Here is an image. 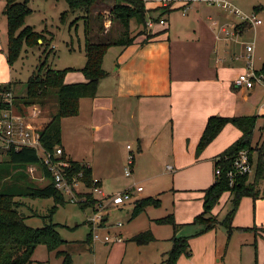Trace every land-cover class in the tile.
<instances>
[{
    "label": "crops",
    "instance_id": "obj_1",
    "mask_svg": "<svg viewBox=\"0 0 264 264\" xmlns=\"http://www.w3.org/2000/svg\"><path fill=\"white\" fill-rule=\"evenodd\" d=\"M145 1L149 8L154 9L160 7L165 0ZM230 1L233 2V0ZM169 2H172V13L180 10L186 15L189 10L193 11L192 19H196L195 25H191L194 28V36L186 41L171 39L172 22L168 13L163 15L166 24L157 23L158 27L153 30L157 32L168 28V32L147 41L143 34L129 46H111L108 51L118 47L117 56L109 63L111 70L110 66H106L107 55L105 56L104 68L108 71V75L100 81L96 97L81 98L79 113L62 119V145L69 159L90 166L93 177L99 179L102 178L101 173L93 168L91 158L77 153L76 149L80 147L76 146L82 148V142L74 141L73 144L76 145L74 146L67 140V132L63 130L64 122L70 123L71 131H74L73 137H82L84 146H87L86 139L91 140V144L97 148L95 153L103 155L105 160H112L110 155H113L114 147L122 141L121 135H130L132 140H135V149L130 142L126 145L128 149L126 159L133 153L134 167L138 170L142 169L141 161L146 155L151 154L152 158L149 156L146 159L151 167L171 157L175 167L167 165L172 166L171 170L174 171L168 186H171L175 194H177L175 191L183 190L199 198L196 211L184 217L176 213V221L185 224L180 229L181 234H185L186 228L189 227L187 224H192L194 217L203 211L202 200L205 189L216 181L217 156L242 135L238 128L229 124L198 155L197 145L208 118L214 115H256L257 121L253 135L255 147L259 139L264 141V88L256 85L254 88L246 89L234 84V79L244 72L248 63L247 50L243 48L236 51L235 44L247 46L252 42L245 44V41L239 39L240 35L245 33V29H241V33L234 39L224 38L223 27L228 28L232 22H236L233 19L230 20L226 14L230 12L217 6L218 14L213 17L206 12L213 6L206 2L168 0L164 4ZM184 5L187 6L182 8ZM260 9L261 7L256 5L254 11ZM160 12L162 11L153 12V15L156 16ZM233 49L235 51L230 57L232 62L226 63L229 52ZM215 53L217 57L213 56ZM261 66L255 68L259 70ZM74 78V76H67L66 81L72 82ZM77 119H88V122L82 121L78 125ZM128 145H131V148H128ZM261 145H259L260 149L255 148L253 151V166L256 165L259 154L264 155V142ZM104 148H108L109 151H103ZM252 177H254L253 173L249 181L253 180ZM131 188L135 195L137 187L133 185ZM259 189L260 194L257 198L251 196L242 198L233 218L232 224L235 229L231 237L226 239V234L219 227L220 223L211 230L194 235L201 228L196 224L198 226L195 230L186 234L193 235L190 238L192 255L180 256L177 264H226V262L237 264L233 261L236 250L240 252L241 262L244 254L253 252L255 264H259L257 262L260 243L257 237L264 238V179L260 181ZM143 191L144 187L139 193ZM229 202H231V195L226 192L214 208L213 213L217 215L219 221L223 220L220 215L228 208ZM122 205L110 207L120 208ZM141 215L140 213L135 217L132 216L131 226L127 228H124V224L119 225L122 228L113 227L114 234H120L123 240L112 243L109 255L102 264H163L168 251L173 246L175 229L173 226L171 228L166 226L163 230L152 226L156 223L155 219L163 216L148 215L147 224L133 230L131 228L133 222L135 223ZM105 216L106 219L102 225L108 231L109 214ZM252 227L257 229H246ZM147 229L153 231L156 237L154 241L139 245L131 240L135 234ZM227 233H229L228 230ZM239 233H254L252 235L255 247L252 248L249 243L251 237L241 238ZM125 237H129L130 242H127ZM96 263L101 264L98 261Z\"/></svg>",
    "mask_w": 264,
    "mask_h": 264
},
{
    "label": "rangeland",
    "instance_id": "obj_2",
    "mask_svg": "<svg viewBox=\"0 0 264 264\" xmlns=\"http://www.w3.org/2000/svg\"><path fill=\"white\" fill-rule=\"evenodd\" d=\"M233 3L243 12L247 14L255 12L257 16L262 19V23L256 27L248 25L247 27H244L246 31L243 33L244 35L242 34L239 37V39L245 41V44L255 42L253 52L254 66L259 68L264 60V0H233ZM5 4L6 0H0V83L5 85L9 82H13L12 91L15 96L14 102L18 109L16 110L22 115H25V117L30 119L36 126H43V124L50 119L51 114L57 110L56 101L52 100L45 106H40L38 104L26 106L22 104L23 101L18 99L17 101L16 98H21L26 95L27 81L29 77L35 71H38L39 67L44 63H46V68H70L66 77L74 76L75 78L72 82L84 81L85 77L80 69L86 64V54L84 51L85 22L87 20L91 21V25L93 27L92 32L96 35L95 39H107L109 36H117L121 32V25L120 23L114 21V14L112 12L114 0H108L97 4L91 9L89 14H86L85 11L81 9L71 11L67 0H29L28 5L31 7L32 12L26 17L25 23L26 25L34 27V29L38 32H43L45 34L51 52L49 54L45 52L47 44H37L34 46L24 44L19 58L12 64H10L7 60L8 21L7 16L3 13ZM256 5L261 7L259 11H254ZM212 6V9H207L208 11L206 12L210 13L208 15L216 17L219 10L217 6ZM173 12L174 13H169V16L171 17L170 20L172 22V27L170 29L171 39L174 41H186V39L194 36V28L191 25H195L196 19H192L193 11L189 10L186 15H184L180 10ZM99 13L103 16L101 20L97 17ZM64 14L65 16H63ZM226 14L229 16L230 20L233 19L238 23L240 22L237 16H234L231 13ZM203 16L207 17V15ZM100 25H103L102 31H99ZM156 27H158L157 23H155L151 29L154 30ZM143 29V25L137 24L135 20L131 21L132 35L136 34L138 37L142 36L143 34L141 32ZM39 42L41 43L42 40ZM235 45L236 47H234V49L236 51L243 48L246 51V45ZM117 48L118 47H114L106 53V66H110V70L111 65L109 63L117 56ZM234 49L229 52L226 63L232 62L230 57L233 51H235ZM213 56L217 57L216 53L213 54ZM257 86L264 88L261 84ZM83 107H85V105ZM82 121L87 123L88 119H77L76 123L80 125L79 123H82ZM63 130L67 132V140L71 143V145L76 146L73 144L74 141H78L80 143L82 142V148L81 146H76L77 148L80 147L76 149L77 153L91 158L90 161L92 162L93 168L101 173V185L106 193L113 194L121 192L125 189L131 190L133 185H135V187L139 185L144 187L143 192L139 193L137 191L136 194L133 195L130 200H127L120 208L109 206L106 211L103 210L105 211L103 214H109V219L107 220L108 231H106V227H103V225L96 226V233H98L100 237L91 243L88 240V235L92 231L91 226L89 225L90 223H88V217L94 216L95 212L93 208L88 207L83 209L79 204L80 201H70L69 195L64 194L67 202L65 204L59 203L57 210L50 218L49 215L51 214V208L55 205L53 197L31 198L18 196L15 198L18 202L19 211L25 215V221L28 225L32 227H42L51 221L58 224L57 229L60 232L61 237L65 240V243L60 248L69 252L74 264H97V261L101 264L105 263L112 243L105 242L103 239L104 235H113L115 230L113 227H120L118 225L119 222L124 224V228L131 226L133 209L135 202L138 199L154 196L159 198L160 202L158 205L146 206L144 212H141V217H139L135 223L133 222L131 227L133 230L142 227V225H146L148 215L166 216L173 213L174 216H176L177 213L178 215H183L184 217L190 212L196 211L198 208L199 198L197 196H193L189 192L183 190H177L175 191L177 194H175L173 189H171V186H168L174 172L167 167L168 164L174 166V162L171 157H167L169 159L166 158L163 163H155L154 166L151 167V165L146 162V159L149 156L152 158L151 154L149 156L146 155L141 161L142 169L138 170L136 167H133V173L130 176H127L125 173V166L127 164L126 153L128 150L126 145L130 142L134 149L136 147L134 143L135 140H132L130 135H121L122 141L118 146L114 147V156L111 154L110 160H112L109 161L108 159H103V155L95 153L97 148H94L91 144V140L86 139L85 142L87 143V146H84V140H81L82 137H73L74 131H71L69 122L63 123ZM263 142L264 141L259 139L255 144L256 146L253 147L260 149L262 146L261 143L263 144ZM104 149L105 150L103 151H109L108 148ZM255 170L256 165H254V171H252L253 174L255 173ZM26 171L29 174L30 179L37 186H44L48 183L49 179L45 176L43 169L39 165H30ZM252 173L250 174L251 176ZM155 174L157 175L154 176ZM11 184H15L12 177H5L3 180L0 179V190H2V188L6 185ZM80 189L82 190L81 192H83L82 194L80 193L81 196H85L84 193L90 192L89 188L87 189L83 186H81ZM157 190L159 192H157ZM229 203L230 205H228V208L220 215L221 219H224L228 213L227 211L231 209L232 203ZM196 224L197 223L187 224L189 227L186 228L184 233L189 234L194 231L199 225ZM152 226L156 228L159 227L163 230L166 226L167 228H171L172 225L159 224L156 222L152 224ZM219 227L223 233L226 234V239L227 237H231V235H228V229L224 227V225L220 224ZM239 234H241V238H245L246 236L247 238L251 237L249 243H251L250 245L252 248L255 247L254 236L252 235L254 233ZM239 234H237V236ZM125 239H127V242H130L129 237H125ZM232 239L234 240V237ZM257 239L260 243V245H258L259 257L257 263L263 264L264 238L258 236ZM94 252H96L95 254L98 258L97 261ZM234 256L233 261L237 262V264H255V255L253 252L252 254H244L242 262L239 260L240 252L238 250L234 251ZM63 263V256H57L55 251H49L46 245L41 244L36 248L32 256V261L28 264ZM226 264L228 263L226 262Z\"/></svg>",
    "mask_w": 264,
    "mask_h": 264
},
{
    "label": "trees",
    "instance_id": "obj_3",
    "mask_svg": "<svg viewBox=\"0 0 264 264\" xmlns=\"http://www.w3.org/2000/svg\"><path fill=\"white\" fill-rule=\"evenodd\" d=\"M29 0H6L3 13L7 16L8 21V41H7V60L10 64L14 63L20 56L24 44L34 46L37 44H47L46 53L49 54L48 40L43 32H38L31 25H26V17L32 12L28 5ZM108 0H67L71 11L81 9L89 14L91 9L99 3ZM172 2L161 4L160 7L149 8L145 0H114L112 12L114 21L120 23L121 32L117 36H109L107 39H95L92 32L91 21L85 22V42L84 51L86 54V64L80 69L85 77V81L66 82L65 77L70 68L54 69L47 67L46 63L42 64L38 71H35L27 81V92L24 97L16 98L23 101V105L38 104L45 106L52 100L57 103V110L51 114V117L40 129V140L44 150L47 153H53L57 146H62V119L64 117L75 116L80 111V99L83 97H96L98 86L101 79L108 75L104 68V58L111 46H129L138 37L131 34V21L135 20L137 24L143 25L142 34L146 35L145 41L161 34L168 32V28L154 32L148 27L147 22L151 18L155 23H160L163 15L170 13ZM187 5L182 6L185 8ZM161 10L156 16L153 12ZM65 16V14L63 15ZM86 16V15H85ZM102 19V14L97 15ZM64 18V17H63ZM166 24V23H164ZM249 26L244 22L239 27ZM152 26V27H153ZM103 25L99 26L102 31ZM149 31V32H147ZM42 40L40 43L39 41ZM46 68V69H45ZM45 69V70H44ZM259 72L264 74V63ZM13 82L3 85L5 89H12ZM17 100V101H18ZM256 115H238V116H221L214 115L208 118L205 129L197 145V154L199 155L220 132L229 124L238 128L242 135L227 149L220 153L215 161V169L221 166L223 172L216 176V181L205 189L203 197V211L197 214L192 223L200 225V229L194 235H200L217 226L218 223L224 225L229 232L235 229L233 218L239 208L243 197L251 196L257 198L260 194L259 183L264 179V155L260 153L256 160V170L252 181H249L250 175L244 176L234 186L229 185L226 171L231 161L242 149H248L251 159H253V135L256 126ZM227 157V158H226ZM253 161V160H252ZM72 173L83 172V181L87 186H92V169L85 163L71 160ZM30 165H39L49 179L44 186H37L30 179L27 168ZM12 177L15 184L6 185L0 190V264H28L32 261V256L36 248L43 244L49 251H55L57 256L64 257L63 264H72V259L66 250L60 247L65 243L57 229L58 224L50 223L42 227H32L25 221V215L19 211L16 197L31 198H48L53 197L55 205L51 208V214L57 210L58 204H65L67 201L64 194L56 188L53 179L46 166L43 158L37 149L33 147H22L20 149L11 148L0 161V179ZM23 182V183H21ZM229 192L231 195L232 207L222 221L218 220L217 215L213 213L214 208L219 204L224 193ZM97 199L91 194L83 202H79L81 208L91 207L94 209ZM159 198L154 196L143 197L135 202L132 216L135 217L145 210L148 205H158ZM159 224H169L175 229L176 235L173 238V246L168 251L163 264H177L182 255L191 256L192 249L190 238L193 235L177 233L185 224L176 221L173 213L155 219ZM105 219L103 220V223ZM256 230L257 227L246 228ZM92 231L88 235L91 241ZM151 229H147L135 234L131 240L139 245L148 244L154 241Z\"/></svg>",
    "mask_w": 264,
    "mask_h": 264
},
{
    "label": "built area",
    "instance_id": "obj_4",
    "mask_svg": "<svg viewBox=\"0 0 264 264\" xmlns=\"http://www.w3.org/2000/svg\"><path fill=\"white\" fill-rule=\"evenodd\" d=\"M168 0H165L166 2ZM211 5L219 6L234 16H237L240 22H232L229 27H223L224 38L226 40L234 39L241 33L239 24L247 22L249 26L256 27L262 23V19L254 12L247 14L243 12L230 0H199ZM164 2H162L164 4ZM161 24L166 23V20L162 18ZM154 22L150 18L147 22L149 28L153 26ZM247 67L244 72H241L235 79L234 84L239 88L251 89L256 85L264 86V74L259 72L254 66L253 52L254 42L247 44ZM15 96L12 89H5L3 84L0 83V161L3 160L8 150L11 148L20 149L22 147H33L38 150L43 158L44 165L49 171L51 178L53 179L55 186L63 194L69 195L70 201L83 202L87 198V194L91 193L97 202L94 207V216L88 217V223L92 229V241H95L100 236L96 233V226H101L105 217L103 214L109 206L122 205L127 200H130L134 193V190H123L121 192L108 194L101 185V180L97 177H93L92 186H87L83 181V172L72 173L70 159L65 155L64 148L57 146L55 151L47 153L40 140V129L42 126H36L30 119L22 115L17 110V105L14 102ZM17 109V110H16ZM29 117V116H28ZM30 118V117H29ZM131 148V145H128ZM133 153L128 155L127 164L125 166V173L130 176L133 173L134 167ZM227 158V157H226ZM169 169H173L172 166H167ZM254 170L253 162L248 149H242L233 158L231 164L226 171V177L228 178L229 185L234 186L244 176L249 175ZM223 172L221 166L216 167L215 175L220 176ZM89 188L90 192L84 193L85 196H81L82 190L80 187ZM142 186H137V191H141ZM83 197V198H82ZM105 210V211H103ZM118 225H122L120 222ZM104 241L107 243L121 242L123 237L120 234H105ZM218 264V263H216Z\"/></svg>",
    "mask_w": 264,
    "mask_h": 264
},
{
    "label": "water",
    "instance_id": "obj_5",
    "mask_svg": "<svg viewBox=\"0 0 264 264\" xmlns=\"http://www.w3.org/2000/svg\"><path fill=\"white\" fill-rule=\"evenodd\" d=\"M104 219H106V216L104 217ZM181 234V231H179L178 233H177V235H180Z\"/></svg>",
    "mask_w": 264,
    "mask_h": 264
}]
</instances>
